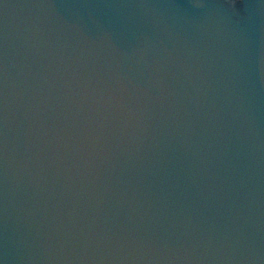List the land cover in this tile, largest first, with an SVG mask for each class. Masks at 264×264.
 <instances>
[{"label":"water","instance_id":"water-1","mask_svg":"<svg viewBox=\"0 0 264 264\" xmlns=\"http://www.w3.org/2000/svg\"><path fill=\"white\" fill-rule=\"evenodd\" d=\"M0 264H264V0H0Z\"/></svg>","mask_w":264,"mask_h":264}]
</instances>
